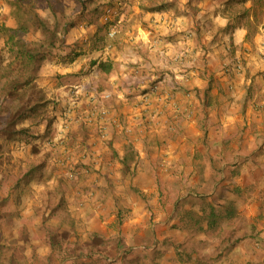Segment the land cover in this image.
<instances>
[{"label":"crops","instance_id":"crops-1","mask_svg":"<svg viewBox=\"0 0 264 264\" xmlns=\"http://www.w3.org/2000/svg\"><path fill=\"white\" fill-rule=\"evenodd\" d=\"M152 1L79 16L41 72L52 125L0 133V264H264V2ZM229 207L226 236L182 217Z\"/></svg>","mask_w":264,"mask_h":264},{"label":"trees","instance_id":"trees-1","mask_svg":"<svg viewBox=\"0 0 264 264\" xmlns=\"http://www.w3.org/2000/svg\"><path fill=\"white\" fill-rule=\"evenodd\" d=\"M75 1L84 4L83 0ZM235 1L236 4H241L246 0ZM37 2L53 13L51 19L40 14L35 4ZM14 4L18 9L14 25L8 24L7 16L2 19L3 21L6 20L5 23H0V42L4 41L5 49L9 55L8 60L6 59L7 62L0 58V66L4 62V67L9 70L0 79V133L31 118L38 120L37 123L45 119L49 125H52V118L44 114L49 100L46 91L39 84L43 65L55 57H60L63 61H73L81 54L76 45L73 47L67 43V35L75 26V21L79 16L72 20L68 19L67 16H60L57 9L60 6L57 0H15ZM167 8L166 3L153 2L147 9L160 11ZM225 8L231 15L237 16H241L244 11H247V9L235 11L234 5ZM34 26L41 29L42 38L37 41H30L27 36ZM65 48L69 51L66 52ZM102 64L105 65V63ZM104 69L108 71L111 67L107 66ZM16 131L14 133L22 134L26 131V128ZM226 211L227 214H224L212 209L209 216H204L190 210L185 212L182 217L190 225L198 226L196 232L203 231L200 225L202 222L207 221V231H212L221 237L228 233L222 227L217 228L219 223L226 217L225 215L231 221L236 220L232 207H229ZM231 235L232 237L235 236L234 233ZM104 244L100 245L104 246ZM118 247H122V244H119Z\"/></svg>","mask_w":264,"mask_h":264},{"label":"rangeland","instance_id":"rangeland-1","mask_svg":"<svg viewBox=\"0 0 264 264\" xmlns=\"http://www.w3.org/2000/svg\"><path fill=\"white\" fill-rule=\"evenodd\" d=\"M58 4L60 6V8H57L59 10V15L60 16H67L68 19L72 20L75 19L77 16H115L116 12H120L119 14L122 15V13L124 12L125 16H130L131 13H134V9H132V4L131 6H129V4L125 5V1L126 0H83L84 4H82L79 1H75V0H57ZM180 0H161L160 2L156 3H166L167 7L170 10L173 9H177L182 11V6H180ZM183 2H181V4H184V6H191V2L192 0H181ZM15 0H0V23H5L4 21L7 20V22L9 21V18H11V22L14 23V20H16V12H18L17 7L14 4ZM122 2V3H121ZM247 0L241 4H235L234 5V10L235 11H242L244 9L247 8ZM264 2V0H263ZM118 4V6H116V4ZM153 3V2H152ZM150 3V4H152ZM254 3V1L252 0V4ZM36 6L38 7V10L40 12V14L46 18H52L53 13H51L48 9H46V7L42 6L40 3H35ZM204 6V5H203ZM263 6V4H262ZM115 8V9H114ZM167 8V9H168ZM191 8L193 9V14L196 15V13L198 15H200V13H202V7H199V9L197 7H195L194 5L191 6ZM196 8L198 10H196ZM259 5L257 4L256 9L259 10ZM137 14V13H136ZM1 16H7L6 20H2ZM74 16V17H73ZM134 16V14H133ZM136 16V15H135ZM138 16V14H137ZM200 16H206V15H200ZM76 23V21H75ZM40 38H42V31L38 26H34L32 27L29 35L27 36V39L30 41H37ZM77 44V43H75ZM78 48V47H77ZM65 51L68 52L69 50L65 48ZM0 58L5 62V60L9 58V55L7 53V50L5 49V43L2 40L0 42ZM59 59H61L60 57H58ZM6 60V62H7ZM4 62L2 63L3 65L0 66V79L3 77V74H5L6 72H8L9 70L7 68L4 67ZM47 63V62H46ZM46 65V64H45ZM41 72L44 73V71L41 70ZM44 76H46V74H44ZM42 77V75H41ZM41 80H39V84ZM44 82V81H42ZM234 222H241L240 219L236 218V220H233ZM229 226H232V224L230 223ZM172 228V227H171ZM228 228V226H227ZM227 232H229V228L226 229ZM227 234V233H226ZM226 236V235H225ZM219 237V236H218ZM210 242V241H209ZM216 244H214V246H216ZM174 251H176L177 254L182 253V251H178L177 249ZM173 251H171L172 253Z\"/></svg>","mask_w":264,"mask_h":264},{"label":"built area","instance_id":"built-area-1","mask_svg":"<svg viewBox=\"0 0 264 264\" xmlns=\"http://www.w3.org/2000/svg\"><path fill=\"white\" fill-rule=\"evenodd\" d=\"M239 68H240V66H239Z\"/></svg>","mask_w":264,"mask_h":264}]
</instances>
